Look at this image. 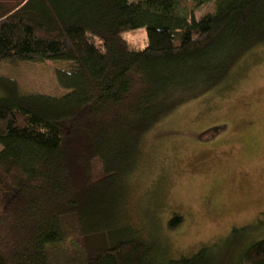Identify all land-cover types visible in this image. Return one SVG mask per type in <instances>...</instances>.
Here are the masks:
<instances>
[{
    "label": "trees",
    "instance_id": "obj_1",
    "mask_svg": "<svg viewBox=\"0 0 264 264\" xmlns=\"http://www.w3.org/2000/svg\"><path fill=\"white\" fill-rule=\"evenodd\" d=\"M185 3L0 0V65L66 64L63 94L28 93L0 75V264H52L62 246L75 264H264L257 225L161 262L130 207L127 179L145 175L149 135L264 49V0H192L214 5L201 18ZM142 28L148 45L134 50L123 35ZM183 223L175 214L168 227Z\"/></svg>",
    "mask_w": 264,
    "mask_h": 264
},
{
    "label": "rangeland",
    "instance_id": "obj_2",
    "mask_svg": "<svg viewBox=\"0 0 264 264\" xmlns=\"http://www.w3.org/2000/svg\"><path fill=\"white\" fill-rule=\"evenodd\" d=\"M185 8L198 18L215 10L213 4L195 9L192 0H186ZM123 36L134 50L148 45L146 28ZM65 66L55 60L6 63L0 65V75L14 78L25 92L56 95L66 93L57 76ZM236 72L227 85L191 101L160 124L142 149L145 175L127 179L135 223L155 242L161 262L191 257L228 238L234 229L251 225L258 227L257 241L264 238V49ZM224 125L226 131L213 141L198 140L202 132ZM95 164V177H103L101 165ZM175 214L184 223L171 232L168 223ZM53 252L52 264L79 260L68 246Z\"/></svg>",
    "mask_w": 264,
    "mask_h": 264
}]
</instances>
